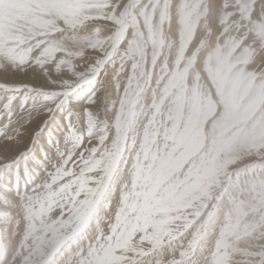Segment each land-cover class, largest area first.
Here are the masks:
<instances>
[{"label":"snow or ice","instance_id":"1","mask_svg":"<svg viewBox=\"0 0 264 264\" xmlns=\"http://www.w3.org/2000/svg\"><path fill=\"white\" fill-rule=\"evenodd\" d=\"M0 264H264V0H0Z\"/></svg>","mask_w":264,"mask_h":264}]
</instances>
